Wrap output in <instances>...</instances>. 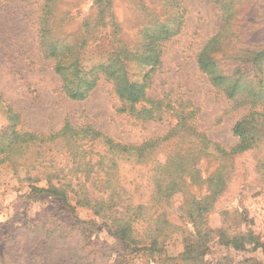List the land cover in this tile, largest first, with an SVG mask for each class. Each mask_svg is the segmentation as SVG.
<instances>
[{
	"label": "rangeland",
	"instance_id": "obj_1",
	"mask_svg": "<svg viewBox=\"0 0 264 264\" xmlns=\"http://www.w3.org/2000/svg\"><path fill=\"white\" fill-rule=\"evenodd\" d=\"M43 4L44 0H0V132L10 125L3 109L8 104L19 113L21 130L48 138L28 150L22 160L25 165L15 169L0 164V264H157L153 260L163 258L178 259L165 264H183L178 257L188 248L193 253L184 256L191 262L264 264V138L233 158L218 157L216 145L227 150L235 144L233 124L249 108H236L196 60L223 25V4L111 0L102 16L93 0L58 1L55 22L60 19L64 36L76 37L80 24L90 16L97 21L104 18L106 24L94 26L95 39L84 50L92 63L110 49L112 33L133 46L141 44L142 26L154 16L182 22L161 43L160 65L145 89L156 102L153 119L137 115L149 103L137 104L133 113L125 109L103 76L83 99L63 93L52 61L39 48ZM238 8L243 50L264 46V0H241ZM227 52L232 55L233 45ZM236 64L230 62L224 72L232 75ZM242 67L254 69L250 61ZM139 68L134 62L127 64L130 79ZM256 110L264 111V104ZM183 119L214 144L191 143L187 131L178 128ZM66 126L71 130H64ZM62 132L68 136L76 132L75 140L83 144L69 142L68 152L58 141ZM110 140L137 149L146 159L115 166ZM166 167L181 174V183L197 200L219 185H214L217 177L223 178V191L200 221L187 218L178 203L162 197ZM152 168L156 176L151 179ZM49 172L84 184L95 199L91 208L74 207L72 202L68 206L49 192H37ZM101 200L114 203L110 212L95 211ZM158 215L165 223L156 222L157 253L151 257L145 236ZM114 216L131 225L123 239L106 226Z\"/></svg>",
	"mask_w": 264,
	"mask_h": 264
},
{
	"label": "trees",
	"instance_id": "obj_2",
	"mask_svg": "<svg viewBox=\"0 0 264 264\" xmlns=\"http://www.w3.org/2000/svg\"><path fill=\"white\" fill-rule=\"evenodd\" d=\"M58 1L44 0L38 38L42 56L52 61L53 70L61 82L60 87L63 93L70 99H83L96 86L98 79L103 76L111 82L113 92L121 100L125 109L133 113L137 104L149 103L150 107L146 108L143 105L137 115L153 119L154 112L157 109L156 102L146 96L145 89L148 87L150 74L160 65L161 43L175 34L182 22L180 20L172 21L171 19L156 20L157 16H154V20L145 22L142 26L140 31L142 32L141 44L135 43L133 46H129L121 38L115 36V33H112L113 40L110 49L107 52L104 51L101 59L92 63L91 58L85 57L84 50L88 46V41L95 39L92 34L94 26L96 24H102L103 26L106 24L103 22L104 18L102 16L103 12L108 10L106 9L108 6L110 9L111 0H93L94 6L96 5L102 13V18L97 21L95 16L88 17L80 24L77 36L73 38L62 34L59 27L60 19L55 22ZM215 1L221 2L225 9L222 13L223 25L217 35L210 38L197 53L196 60L200 69L209 75L212 84L219 88L230 101L234 102L236 108H249L233 124L232 133L236 137L235 144L227 150L215 144L218 157L224 160L233 158L239 152L250 149L252 146L256 147L260 138H264V111L256 110L258 106L264 104V46L257 47L254 50H243L240 42L241 33L237 27L238 20L236 19L237 14L240 12L238 7L241 0ZM138 5L142 8H148L142 1H139ZM64 15L65 13L61 16ZM110 23H112L111 25L114 24L112 21ZM88 35H91L89 39L86 38ZM231 45H233L234 50L232 55L227 52ZM234 61H237V64L232 75H228L223 69ZM247 61L252 63L253 70L242 69V65ZM133 62L141 68L130 79L126 66L128 63ZM3 109L10 125L6 130L0 132V164L6 163L17 169L25 165L22 160H25L24 155L28 150L48 141V138L21 130L19 113L8 104L4 105ZM66 127L64 130H71L69 126ZM178 128L181 132L187 131L186 135L189 141L197 146L208 143L214 144L204 134L198 133L195 130L196 128L186 119L180 120ZM74 134L71 136H68L65 132L60 134V140L58 141L62 143L68 152L71 148L69 142H73V146L83 144L81 142L77 143ZM54 136L57 137L55 134ZM54 136H51L52 141ZM108 144L109 150L112 151L111 159L114 160L115 166L119 162L133 161L140 163L146 159L145 156L139 155L141 154L140 151L138 152L137 149H132L126 144H115L111 140ZM69 154L71 155V153ZM95 164L98 165V162L96 161ZM165 171L168 172V177L160 192L162 197L167 201L178 203L180 209L185 210L184 215L192 220L200 221L210 211L214 197L220 195L224 189L225 182L219 176L216 184H214L219 183V185L214 186L207 195L201 197V200H197L196 196L190 195L186 190V186L181 183V174L168 167L165 168ZM150 173L151 179L156 176L155 169H150ZM44 179L45 186L35 188L37 192H49L51 195L59 197L68 206L72 202L74 207L91 208L92 203L95 202V199L90 198V195L86 193L87 189L85 190L82 183L77 184L71 179L57 178L55 172H49V175H45ZM96 205L97 209H100L96 210L94 208L95 211L101 214L107 211L110 212V209L114 207V203L108 204L103 200ZM109 221L110 223L106 226L112 235L119 236L120 239H123L125 235L128 236V228L131 225L125 222V219L114 216L113 218L109 217ZM158 221L160 225L165 223L163 216H161V219L159 215L154 217L153 230L149 231L148 236H145L149 241L147 248L150 249L151 257L154 253H157L155 246L157 245L158 230L160 229L156 224ZM115 222L116 224L113 225ZM130 241L134 242V240ZM189 252L193 253L188 248L186 254L184 253L178 257L182 258L183 264H202L201 261L191 262L192 260L184 256H187ZM176 260L178 259L163 258L162 260L155 259L153 261L157 264H165Z\"/></svg>",
	"mask_w": 264,
	"mask_h": 264
}]
</instances>
